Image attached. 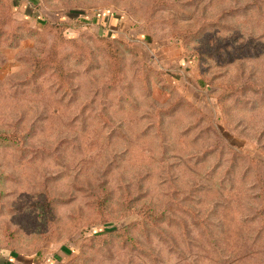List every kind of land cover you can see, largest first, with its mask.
Masks as SVG:
<instances>
[{"label":"rangeland","instance_id":"rangeland-1","mask_svg":"<svg viewBox=\"0 0 264 264\" xmlns=\"http://www.w3.org/2000/svg\"><path fill=\"white\" fill-rule=\"evenodd\" d=\"M0 248L264 264V0H0Z\"/></svg>","mask_w":264,"mask_h":264},{"label":"crops","instance_id":"crops-1","mask_svg":"<svg viewBox=\"0 0 264 264\" xmlns=\"http://www.w3.org/2000/svg\"><path fill=\"white\" fill-rule=\"evenodd\" d=\"M25 2H22V6L26 4ZM37 261H39L38 257L33 258L5 248H0V264H36Z\"/></svg>","mask_w":264,"mask_h":264},{"label":"trees","instance_id":"trees-1","mask_svg":"<svg viewBox=\"0 0 264 264\" xmlns=\"http://www.w3.org/2000/svg\"><path fill=\"white\" fill-rule=\"evenodd\" d=\"M55 26H60V24H54ZM107 41H110L109 39H106Z\"/></svg>","mask_w":264,"mask_h":264},{"label":"built area","instance_id":"built-area-1","mask_svg":"<svg viewBox=\"0 0 264 264\" xmlns=\"http://www.w3.org/2000/svg\"><path fill=\"white\" fill-rule=\"evenodd\" d=\"M31 4H32V2H31Z\"/></svg>","mask_w":264,"mask_h":264}]
</instances>
